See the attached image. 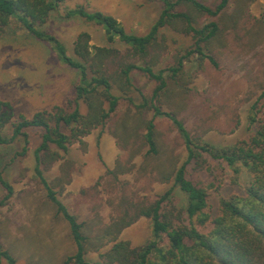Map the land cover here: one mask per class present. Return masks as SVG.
Returning a JSON list of instances; mask_svg holds the SVG:
<instances>
[{"label": "trees", "instance_id": "obj_1", "mask_svg": "<svg viewBox=\"0 0 264 264\" xmlns=\"http://www.w3.org/2000/svg\"><path fill=\"white\" fill-rule=\"evenodd\" d=\"M65 1L0 0V37L7 33L10 21L16 19L28 34L48 42L60 60L80 75V83L74 87L73 95L67 99L64 107L56 106L50 111L38 112L31 119L23 116L14 119L11 106L0 101V145H9L17 140L22 142L20 152L11 157V163L26 157L30 130L39 131L40 144L34 151V173L45 189L47 199L67 222L75 246V253L64 258L62 264H264V88L248 110V138L224 148L205 142L204 131L191 132L173 112L162 110V99L172 92L168 81L179 82L177 77H182L180 73L186 60L197 55L200 59H208L217 68L215 58L204 52V46L217 37L220 29L218 23L212 21L198 28L194 26L192 15L174 11L175 7L187 2L198 14L215 18L228 7L230 0H219L213 8L197 0H177L174 3L161 0L164 9L144 36L126 34L114 18L77 7L66 13L67 19L78 16L87 22H94L105 29L108 42H113L117 37L129 48L121 53L111 48L91 47L89 36L82 33L74 42L75 60L66 55L64 47L55 37L35 28L44 24L49 14ZM166 27L189 36L193 49L180 56L175 65L155 72L154 54L165 50L158 43V35ZM139 60L141 63L137 62ZM133 71L145 74L155 83L151 94L142 96L140 104L127 98L139 114L143 115L145 111L152 113L151 119L143 120L147 155L159 154L155 143V119L164 117L173 124L182 141L185 160L178 168H173L172 186L164 193L139 196L137 192L127 195L122 192L121 198L124 197L120 203V215L112 218L101 233L90 237L84 232L85 222H78L77 217L57 199L43 177V169L61 158L51 148L66 153L74 143L83 145L82 139L91 131L106 126L116 113L119 101L125 98V89L133 87L130 77ZM112 84L118 85L121 94L113 93ZM185 90L182 86V91ZM81 103L86 108L85 114L79 111ZM7 125L11 127V133L4 137L2 129ZM238 126L236 117L224 133L231 134ZM208 159L227 168L231 172L230 184L237 188V193L220 197L216 206L209 204L208 187L203 186V180L192 178L193 174L195 177L203 173ZM206 171L212 177L213 171ZM242 174L246 176L244 186L238 183ZM215 179L213 177L212 181ZM0 185L5 192L0 199L2 206L12 196L13 189L2 177ZM208 186L211 187V184ZM174 187L186 197L182 208L175 205ZM92 189H81L79 195L87 196ZM140 217L150 220L152 240L140 247H132L128 241L119 240L121 232ZM88 251L98 253L99 262L88 261ZM2 261L17 264L12 254L0 243V264Z\"/></svg>", "mask_w": 264, "mask_h": 264}, {"label": "rangeland", "instance_id": "obj_2", "mask_svg": "<svg viewBox=\"0 0 264 264\" xmlns=\"http://www.w3.org/2000/svg\"><path fill=\"white\" fill-rule=\"evenodd\" d=\"M176 1L170 0L172 3ZM197 1L212 8L219 2ZM81 4L86 7L81 0H67L61 4L62 11H72ZM152 7L151 13L156 14L158 10L157 19L162 11V2L152 3ZM174 11L192 15L194 26L198 28L212 21L218 23L220 29L217 37L204 46V52L215 58L217 68L208 59H200L197 55L186 60L180 73L182 77H177L179 82L168 81L172 92L162 99V110L173 112L191 132L204 131L205 142L217 148L247 139L250 134L247 130L248 110L264 88V0H230L228 7L215 18L198 14L187 2L180 3ZM35 28L43 33L47 30L43 24ZM161 32L165 40L158 43L165 50L156 53L159 61L153 67L155 72L175 65L180 56L193 49L192 39L178 30L165 28ZM13 33L30 36L16 19L10 21L7 33L2 37H10ZM118 48L121 50L117 49V45L114 49L121 53L126 51L120 46ZM137 62L141 63L140 60ZM130 77L133 87L125 89V98L119 101L116 113L103 129L115 136L119 151L111 170L113 174L105 170L96 184L88 187L93 189L87 196H74L71 193L59 196L78 222H85L84 232L90 237L101 233L112 218L120 215V203L124 197L121 198L122 192L125 195L137 192L139 196L164 193L172 186L173 168H178L185 160L182 141L173 124L164 117L155 119V143L159 154L147 155L143 120H149L152 113L145 111L143 115L139 114L127 98L140 104L142 96L151 94L155 83L139 71H133ZM182 86L187 90L182 91ZM112 87L115 95L121 94L117 84H112ZM236 117L239 126L231 134L224 133ZM10 133L9 125L2 129L4 137ZM29 135L28 148L32 151L40 143L39 131L30 130ZM21 147L19 140L0 145V177L13 188L10 199L0 206V243L12 254L17 264H62L64 258L75 253L69 226L47 199L33 170L34 157L26 156L10 162ZM79 149L82 150L81 147ZM206 161L203 173L195 177L193 174L192 178L203 180V186L208 187L209 204L216 206L220 197L237 193V188L231 186V172L227 168L212 159ZM11 168L15 169L14 173ZM207 169L213 171L212 177L207 174ZM213 177L216 178L214 181ZM245 182L246 176L242 174L238 183L244 186ZM4 193L0 185V199ZM173 194L175 205L184 207L185 195L177 187L173 188ZM119 240L128 241L132 247L143 246L152 240L150 220L140 217L121 232ZM86 259L97 263L98 253L88 251ZM1 264L6 263L2 261Z\"/></svg>", "mask_w": 264, "mask_h": 264}, {"label": "crops", "instance_id": "obj_3", "mask_svg": "<svg viewBox=\"0 0 264 264\" xmlns=\"http://www.w3.org/2000/svg\"><path fill=\"white\" fill-rule=\"evenodd\" d=\"M81 2L85 4L86 7L83 8L87 12H100L114 18L126 34L144 36L159 18L155 19L158 10L156 14L150 11L153 9L152 3L160 4L162 1L81 0ZM61 4L49 14L43 28L47 29L44 33H51L60 42L69 58L76 59L73 52L74 42L82 33L89 36L91 47L116 49L117 45V49L118 46L122 49L129 48L117 37L113 42H108L105 29L94 22H87L78 16L67 19L68 11H62ZM82 6L84 5H79ZM163 9L162 3V11ZM161 31L158 42L165 40ZM156 55L158 54H154L153 60L157 63L159 60ZM79 83V72L65 65L48 42L32 35L26 37L14 33L10 37H0V101L11 106L14 119L18 116L31 119L38 112L50 111L56 106L64 107L67 99L73 95L74 87ZM79 111L81 114L86 113L82 103L79 105ZM151 118L152 114L149 119ZM103 129L100 127L94 129L82 139L83 145L74 143L68 147L66 153L51 148L58 152L61 158L43 169V177L59 201L60 194L64 196L71 193L77 196L81 189L95 185L105 170H112L119 151L115 136ZM36 148L32 151L28 148L27 158L34 157ZM3 164L5 165V161ZM10 170L15 172L14 168Z\"/></svg>", "mask_w": 264, "mask_h": 264}]
</instances>
